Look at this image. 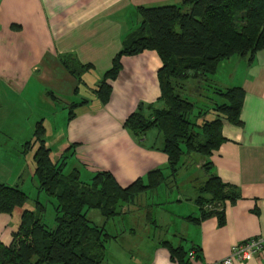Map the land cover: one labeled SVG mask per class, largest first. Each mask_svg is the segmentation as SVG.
I'll use <instances>...</instances> for the list:
<instances>
[{
    "label": "crops",
    "instance_id": "1",
    "mask_svg": "<svg viewBox=\"0 0 264 264\" xmlns=\"http://www.w3.org/2000/svg\"><path fill=\"white\" fill-rule=\"evenodd\" d=\"M181 1L0 0V145L4 149L3 157L13 150L8 156L16 158L22 144L31 139L34 123L41 119L49 152L56 148L57 158L68 148L64 154V168L68 166V172L75 170L82 182H89L95 172L108 171L120 187H125L136 178L145 181L149 170H165L166 156L160 151L162 140L157 145L147 143L145 133L137 139L123 125L139 105L159 106L156 72L160 61L155 52L143 50L120 55L116 76L107 80L110 91L105 102L82 96L80 85L85 87L91 81L94 89L102 74L110 68L113 56L139 24L137 7ZM65 55L88 66L80 76L82 83L79 84L63 66L61 57ZM230 64H234L235 69L229 73ZM226 72L227 81L223 87L238 86L243 91L239 124L223 121L220 127L223 140L204 159H199V164L208 162L203 169L206 177L208 174L217 176L238 194L233 201L225 200L221 204L222 224L217 223L215 215L199 221L186 218L198 217L199 210L194 203L196 190L192 198L196 213L182 216L181 221L187 223L182 224L185 230L182 237L174 242L166 235L151 239L150 231L142 238H134L135 231L131 228L127 236L122 231H113L110 236L116 237H108V241L117 243L130 239V247L108 250L106 240L103 259L107 250L112 252L113 260L125 256L123 264H141L139 259L144 264H177L161 243L165 241L181 245L184 251L192 247L196 250L198 264H218L231 245L249 237H264V50L256 52L250 63L238 56L223 60L212 79L217 83ZM47 92L58 98L59 103ZM40 99L47 104L45 112L41 105L42 110H38ZM82 99L86 102L75 106L73 115L67 117V104ZM53 135L56 143L52 142ZM147 190L153 189L143 192ZM127 210L122 208L121 213ZM147 218L155 222L150 214ZM3 220L0 214V228L7 233L3 238L8 242L12 229L1 227ZM131 248L137 250L136 256ZM234 264H264V247L249 260Z\"/></svg>",
    "mask_w": 264,
    "mask_h": 264
},
{
    "label": "trees",
    "instance_id": "2",
    "mask_svg": "<svg viewBox=\"0 0 264 264\" xmlns=\"http://www.w3.org/2000/svg\"><path fill=\"white\" fill-rule=\"evenodd\" d=\"M136 12L140 19L137 28L125 39L113 56L110 68L92 91L95 98L105 102L110 91L107 80L116 76L119 56L143 50L155 52L160 61L156 76L157 100L161 105H139L123 125L137 139L151 128L160 132V151L166 156L168 175H163L160 169L149 170L145 181L136 178L125 187H120L108 171L95 172L87 183L78 180L75 170L63 175L64 153L68 148L56 160H51L43 138L44 127L38 120L31 139L22 147L25 151L36 144L32 174L37 179V188L55 198L54 224L47 227L42 215L23 209L15 229L10 232L9 242L0 240V264H100L104 242L116 236L104 232L103 225L91 224L86 217L88 210L95 209L105 218L120 214L121 209L133 204L144 190L154 189L167 176L174 177L179 162L183 164L182 156L197 153L202 160L215 150L223 140L220 133L223 121L239 124L243 94L240 87L218 88L213 84L214 98L207 99L209 105L198 106L181 94L182 82L190 77L210 84L208 76L214 74L220 61L238 56L250 63L256 52L264 50V0H182L178 4L139 6ZM61 62L78 83H82L80 75L88 66L79 64L69 55L61 57ZM193 89L199 93V83ZM46 94L59 103L52 93ZM84 102L85 99L68 103L67 117L73 115L75 106ZM209 112L212 117L207 119ZM200 165L205 170L208 162ZM196 190L194 203L199 210L198 217L186 218L199 221L215 215L221 225V204L225 200L233 201L238 195L236 189L208 174ZM26 198L17 185L0 181V214H11ZM161 243L167 248L170 259H175L177 264H187V251L181 245Z\"/></svg>",
    "mask_w": 264,
    "mask_h": 264
},
{
    "label": "rangeland",
    "instance_id": "3",
    "mask_svg": "<svg viewBox=\"0 0 264 264\" xmlns=\"http://www.w3.org/2000/svg\"><path fill=\"white\" fill-rule=\"evenodd\" d=\"M226 64L228 65L229 62ZM233 69H235V65L230 64V67L227 68V71L230 73ZM236 72L239 74L238 67L236 68ZM208 77L211 78L210 80L212 84H209V82L200 83L198 82L199 80L197 81L196 79L188 77L184 82H182L183 88L181 89V94L184 97H187L188 100L193 101L195 105H209L207 99L214 98L215 96L212 93L214 85L218 88H227V86L223 87V83L227 81V72L222 73V75L219 77L220 79L216 80L217 83L212 79L215 78L214 74L209 75ZM197 83H199L200 86L199 93H196V91L193 89V86ZM91 84V81L87 82L85 87L83 84H81L80 94L86 98L94 99L95 96L92 91ZM40 100L41 101L38 102V110L41 111V106H43L44 112L47 111V109H45L47 104L44 100ZM158 103L160 106V101ZM193 111H196V109ZM32 112H34V108H32ZM65 112L67 113V108L65 109ZM48 117L50 119V116ZM211 117V113H207L206 118L209 119ZM54 138H56V136L54 137L53 135L52 142L56 143V139ZM145 140L147 143L155 142L157 145L161 142L162 138L160 132H158L155 128H151L145 131ZM35 148L36 144H32V146L27 148L25 151H23V147L20 148L15 155L17 156L16 158L12 157V155L8 156L13 152V150H11L7 152V157L4 158V149L0 145V181L8 185H17L22 191L25 192L27 197L21 207L13 210L11 214H3L4 220L1 222V227L4 229H15L19 215L23 209L32 211L35 210V212H37L39 215H42V222L47 227H51L54 224L52 204L55 203V198L52 195H47L43 190L37 188V179L35 178V175L32 174V169L34 167L32 154ZM55 153L56 148H53L49 152V157L51 160H56ZM201 157L202 156L197 153H191L189 157L182 156L183 164H181V161L179 162L177 165V172L174 177L167 176L164 182L158 185L156 189L151 191L147 190L140 193L135 198L133 204L126 205L127 207H125V209L128 210L125 213L113 215L111 218H105L100 215L97 210L90 209L86 213V217L91 222V224H95L99 227L103 225L104 232L108 234L112 233L113 231L120 233L122 231V233H126L127 236L129 228H131L135 231L134 238H142L145 233L150 231V235H152L150 236L151 239L153 236L155 238L158 236L159 238H162V235H166L168 237H172L173 241L175 242L176 238L178 239L182 237L185 232L184 228H182V224L187 223L181 221L182 216L196 213V206L193 203L192 198H194L196 195V187L203 183L206 177L203 168L199 164V159ZM185 158L186 162H184ZM67 167L61 171L63 175L68 174ZM162 172H164V175H168L169 173L167 167ZM40 205L43 207L41 208ZM147 214H150L151 217H153L155 220L154 223L157 224L156 227H152V224L154 223L153 221H150L149 218H147ZM6 236L7 233L5 234V230L0 228V240L3 243L9 242V240L8 242L6 239L4 240L3 237ZM155 238L153 239V242L155 241ZM131 241L132 240L130 239H128V241L126 239L125 241L113 243L112 240L108 241L107 239L105 242V248H108L109 246L108 250L115 249L119 251V247H125L127 245L130 247L128 242ZM131 249L135 251L136 256L138 253L137 250L133 248ZM139 251L141 250L139 249ZM124 259H126L125 256H118L116 257V260H113L112 252H107V250H105L104 259L101 264H123ZM139 260L141 264H144L143 260Z\"/></svg>",
    "mask_w": 264,
    "mask_h": 264
},
{
    "label": "built area",
    "instance_id": "4",
    "mask_svg": "<svg viewBox=\"0 0 264 264\" xmlns=\"http://www.w3.org/2000/svg\"><path fill=\"white\" fill-rule=\"evenodd\" d=\"M207 208H210L208 205ZM264 247V237L256 236L241 240L230 246L228 254L220 259L218 264H234L236 261H247L255 253ZM187 264H198V260L193 249L185 253ZM205 264H216L215 262H206Z\"/></svg>",
    "mask_w": 264,
    "mask_h": 264
}]
</instances>
